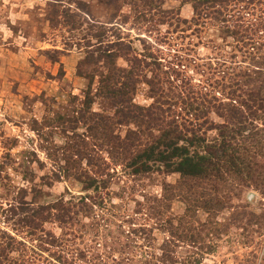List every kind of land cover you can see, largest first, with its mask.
<instances>
[{
	"label": "rangeland",
	"instance_id": "374dc122",
	"mask_svg": "<svg viewBox=\"0 0 264 264\" xmlns=\"http://www.w3.org/2000/svg\"><path fill=\"white\" fill-rule=\"evenodd\" d=\"M0 264H264V0H0Z\"/></svg>",
	"mask_w": 264,
	"mask_h": 264
},
{
	"label": "trees",
	"instance_id": "16d2710c",
	"mask_svg": "<svg viewBox=\"0 0 264 264\" xmlns=\"http://www.w3.org/2000/svg\"><path fill=\"white\" fill-rule=\"evenodd\" d=\"M170 157H179L180 161L176 164V171L182 175L195 176L200 175L203 171L202 169L205 164L204 158L196 155H188L182 148L173 146Z\"/></svg>",
	"mask_w": 264,
	"mask_h": 264
}]
</instances>
